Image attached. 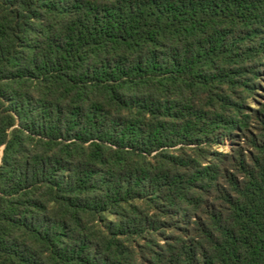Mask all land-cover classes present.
Here are the masks:
<instances>
[{
    "label": "trees",
    "instance_id": "1",
    "mask_svg": "<svg viewBox=\"0 0 264 264\" xmlns=\"http://www.w3.org/2000/svg\"><path fill=\"white\" fill-rule=\"evenodd\" d=\"M0 264H264V0H0Z\"/></svg>",
    "mask_w": 264,
    "mask_h": 264
}]
</instances>
